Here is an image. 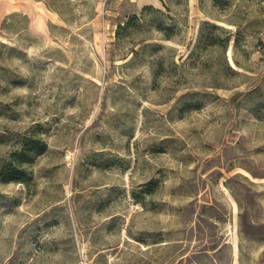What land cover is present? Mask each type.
I'll return each instance as SVG.
<instances>
[{"label": "rangeland", "instance_id": "374dc122", "mask_svg": "<svg viewBox=\"0 0 264 264\" xmlns=\"http://www.w3.org/2000/svg\"><path fill=\"white\" fill-rule=\"evenodd\" d=\"M29 1L0 20V264H264V0Z\"/></svg>", "mask_w": 264, "mask_h": 264}, {"label": "crops", "instance_id": "0c3cea01", "mask_svg": "<svg viewBox=\"0 0 264 264\" xmlns=\"http://www.w3.org/2000/svg\"><path fill=\"white\" fill-rule=\"evenodd\" d=\"M29 3V0H0V20L4 19L12 12L19 10L23 5Z\"/></svg>", "mask_w": 264, "mask_h": 264}, {"label": "trees", "instance_id": "16d2710c", "mask_svg": "<svg viewBox=\"0 0 264 264\" xmlns=\"http://www.w3.org/2000/svg\"><path fill=\"white\" fill-rule=\"evenodd\" d=\"M38 150L37 144H35L34 142L31 143V145L28 147V149L26 151H28V153L31 152H35ZM6 170L3 171V173H1V176H3L6 180L10 179V180H18V178L15 176V174L13 175H9V177H6ZM16 168H10V172H15Z\"/></svg>", "mask_w": 264, "mask_h": 264}, {"label": "bare ground", "instance_id": "6f19581e", "mask_svg": "<svg viewBox=\"0 0 264 264\" xmlns=\"http://www.w3.org/2000/svg\"><path fill=\"white\" fill-rule=\"evenodd\" d=\"M147 0H138L137 3L138 5H142L144 3H146ZM221 24V23H220ZM231 49V48H230ZM232 51H230L229 53H231ZM231 55V54H230ZM231 58V57H230ZM231 60V59H230ZM233 61V60H232ZM234 63V62H233Z\"/></svg>", "mask_w": 264, "mask_h": 264}]
</instances>
